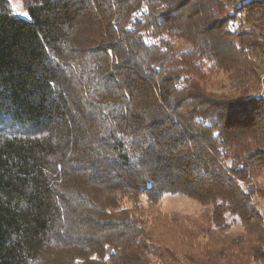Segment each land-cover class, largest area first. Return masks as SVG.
<instances>
[{
  "label": "trees",
  "instance_id": "16d2710c",
  "mask_svg": "<svg viewBox=\"0 0 264 264\" xmlns=\"http://www.w3.org/2000/svg\"><path fill=\"white\" fill-rule=\"evenodd\" d=\"M21 1L0 0V264H264V0ZM165 194L207 210L206 243L149 236Z\"/></svg>",
  "mask_w": 264,
  "mask_h": 264
},
{
  "label": "rangeland",
  "instance_id": "374dc122",
  "mask_svg": "<svg viewBox=\"0 0 264 264\" xmlns=\"http://www.w3.org/2000/svg\"><path fill=\"white\" fill-rule=\"evenodd\" d=\"M10 8L19 17L26 15L24 6L21 0H7ZM263 76L260 81V92L264 91V65L261 67ZM255 188L264 186V173L260 174ZM254 204L259 210L264 222V198L254 197ZM141 206L144 208V215L148 218L149 225L147 226L149 236L154 237L155 240L163 241L160 245L165 248L166 245L174 246L176 248L184 249L183 245L191 246L194 240L199 243H206L207 236H205L207 215L206 211L194 200L182 196L180 194H165L154 206L147 205L145 198L141 200ZM230 223V218L227 219ZM238 221V220H236ZM234 221L228 235L231 238L237 237L242 234V228L239 222ZM187 233L184 240L177 235L179 233ZM180 233V234H181ZM158 238V239H157ZM168 239L165 241V239ZM153 239V238H152ZM183 245H181V243ZM245 246L242 244V248ZM233 264H261L260 261L246 256V259L234 260Z\"/></svg>",
  "mask_w": 264,
  "mask_h": 264
}]
</instances>
